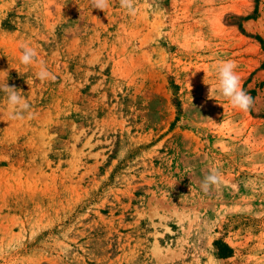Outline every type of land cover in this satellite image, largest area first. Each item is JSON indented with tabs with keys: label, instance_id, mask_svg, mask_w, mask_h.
<instances>
[{
	"label": "rangeland",
	"instance_id": "1",
	"mask_svg": "<svg viewBox=\"0 0 264 264\" xmlns=\"http://www.w3.org/2000/svg\"><path fill=\"white\" fill-rule=\"evenodd\" d=\"M133 7L0 0V89L29 105L0 90V264H264V0ZM226 60L247 112L215 91Z\"/></svg>",
	"mask_w": 264,
	"mask_h": 264
},
{
	"label": "clouds",
	"instance_id": "2",
	"mask_svg": "<svg viewBox=\"0 0 264 264\" xmlns=\"http://www.w3.org/2000/svg\"><path fill=\"white\" fill-rule=\"evenodd\" d=\"M93 9L105 11L109 7V0H90ZM134 0H120V5L127 12L135 14L133 7ZM22 53L20 55V62L25 66H31L37 62V51L28 43L20 45ZM237 65L232 60L221 61L215 69L217 84L215 91L222 95L234 109L243 112L249 111L252 107V98L243 90L241 85V77L236 73ZM36 77L43 81H55L56 76L50 72L47 67L41 62L38 66V71L35 73ZM6 93L8 109L11 119H24L23 113L29 108L25 101L15 87H11L7 82L0 89ZM213 89H209V98L212 99ZM215 99V98H214ZM222 183V177L219 170L212 167L209 174L206 175L200 184V188L204 193H208L213 187H219Z\"/></svg>",
	"mask_w": 264,
	"mask_h": 264
},
{
	"label": "trees",
	"instance_id": "3",
	"mask_svg": "<svg viewBox=\"0 0 264 264\" xmlns=\"http://www.w3.org/2000/svg\"><path fill=\"white\" fill-rule=\"evenodd\" d=\"M217 249V256L220 259H227L233 255V249L226 243L218 241L215 243Z\"/></svg>",
	"mask_w": 264,
	"mask_h": 264
}]
</instances>
